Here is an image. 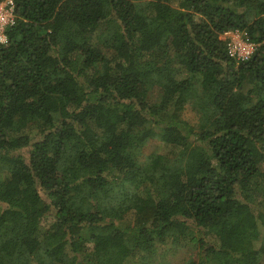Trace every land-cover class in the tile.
Wrapping results in <instances>:
<instances>
[{
  "label": "trees",
  "instance_id": "trees-1",
  "mask_svg": "<svg viewBox=\"0 0 264 264\" xmlns=\"http://www.w3.org/2000/svg\"><path fill=\"white\" fill-rule=\"evenodd\" d=\"M15 2L0 264H264V0Z\"/></svg>",
  "mask_w": 264,
  "mask_h": 264
},
{
  "label": "built area",
  "instance_id": "built-area-1",
  "mask_svg": "<svg viewBox=\"0 0 264 264\" xmlns=\"http://www.w3.org/2000/svg\"><path fill=\"white\" fill-rule=\"evenodd\" d=\"M15 0H0V44L8 42V30L17 22ZM226 42L227 52L236 60H248L255 51L257 44L245 32L239 30H226L221 34Z\"/></svg>",
  "mask_w": 264,
  "mask_h": 264
},
{
  "label": "rangeland",
  "instance_id": "rangeland-1",
  "mask_svg": "<svg viewBox=\"0 0 264 264\" xmlns=\"http://www.w3.org/2000/svg\"><path fill=\"white\" fill-rule=\"evenodd\" d=\"M185 115L195 121V112L191 107H188L185 111ZM169 148L166 144H164L159 139H152L148 142L145 153L152 152H166ZM53 221L51 218L47 221V223ZM161 250L160 253L151 261L149 264H183L184 260L189 258L190 256H195L197 250L189 246H174L169 249V251L165 252ZM141 264V263H138Z\"/></svg>",
  "mask_w": 264,
  "mask_h": 264
}]
</instances>
